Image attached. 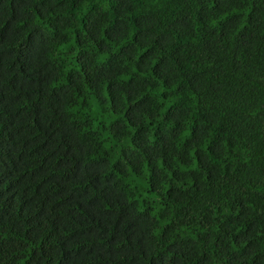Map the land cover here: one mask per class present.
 Masks as SVG:
<instances>
[{"label":"trees","instance_id":"obj_1","mask_svg":"<svg viewBox=\"0 0 264 264\" xmlns=\"http://www.w3.org/2000/svg\"><path fill=\"white\" fill-rule=\"evenodd\" d=\"M48 49L55 66L45 65L41 83L36 66ZM61 76L86 85L103 115L100 89L112 117L123 114L125 134L92 164L79 159L82 145L65 155L66 134L53 133L46 87ZM193 138L207 147L186 171L180 140ZM124 164L129 180L143 185L147 175L145 196L163 193L172 207L165 246H149L142 264H264V0H168L158 9L143 0H0V223L17 238L13 217L30 224L48 249L60 248L67 225L91 244L94 229L107 230L118 251L132 214L102 213L115 200L108 178Z\"/></svg>","mask_w":264,"mask_h":264},{"label":"clouds","instance_id":"obj_2","mask_svg":"<svg viewBox=\"0 0 264 264\" xmlns=\"http://www.w3.org/2000/svg\"><path fill=\"white\" fill-rule=\"evenodd\" d=\"M143 2L158 9L161 5L167 3L168 0H143ZM244 2L245 0H240L241 4ZM250 10L251 5H249L248 11ZM247 14V11H245V20L247 19ZM228 16L229 13L226 12L224 16L214 22L213 27L215 23H219ZM244 27L245 25L241 24V28ZM13 46H18V44L14 43ZM113 46L119 50V45ZM61 51L67 54V49H61ZM74 54V52L71 53V55ZM50 61L53 62L52 66L54 67L55 58L51 49H48L41 56L36 66L35 75L41 77V83L45 82L43 73L47 71L45 65H48ZM46 91L54 95L56 100L55 105L52 107L53 115L50 117V123L54 134L57 133V126H59V134H66L64 135L62 146L63 144H68L69 151L65 155H72L73 145H82L86 150L79 154V159L85 165L92 164L97 160V157L108 154L109 141L112 136L119 138L125 134L119 125V121L123 120V114L121 113L118 117H112L113 105L103 89H100V93L103 95V112L107 113V115H103L100 112L99 106L96 105V97L88 92L86 85L81 91L77 83L74 81L66 82L61 76L54 82L48 81ZM89 101L97 107L95 114L91 112L88 106ZM125 104H127V101H125ZM118 107L119 105H117ZM69 116L72 117L71 120ZM124 127H127V121H124ZM181 135L184 139H188L191 133H181ZM69 137L71 142H69ZM180 143L192 160L191 167L186 171H195L196 155L202 150V147L206 148L207 145L201 146L196 142L195 138L190 139L187 145L183 144V139L180 140ZM117 148L118 145L113 141L111 150L116 151ZM101 149H103V152ZM173 151H176V149L174 148ZM246 156L247 153H242L238 159L243 164H247L248 159L244 158ZM49 162L52 161L49 160ZM114 163H116L115 160L109 163L108 170L104 172V176H108V172L111 171V164ZM146 167L145 165V170ZM112 176L115 177V180L111 177L108 178V191L115 196V200L111 203V207L109 205L104 206L102 214L111 218L120 209H124L132 214L134 221L125 229L127 242L121 239L119 245H117L118 251L113 247L116 245L115 237L112 240H108L107 230L101 235L99 231L94 229L97 243L91 244L79 239V234L74 235L71 225L65 226L64 232L61 233L62 237L66 236L67 238L62 240L60 248L48 249L46 246L47 241H45V247H41L40 238L38 236L36 238L33 237L35 230L31 228L30 224L17 223L15 222V217H13L12 229L20 232L21 236L18 238L10 236L7 224L0 223V264H26L29 256H32V260L28 264H36L37 258H39V264H55V260L59 259L61 255L63 256L61 264H76V262H79V264H99L100 261H104V264H142L140 255L141 253H147L150 250L149 246L162 249L165 246L162 234L165 233V229L171 222L172 212L170 204L167 202L161 203L163 193H161L160 197L153 195L149 198L145 196L147 175L144 174L142 176L145 181L143 185L135 178L129 180L128 177H134V174L128 164H124L119 175L113 172ZM58 183L62 185L65 181H58ZM164 191H167L166 186ZM60 195H62V192ZM164 199L166 201V198ZM145 201H149L150 205L147 210L145 209ZM61 207L60 204H56L52 211L56 212ZM123 218L124 213H121V220ZM53 227H55V224ZM117 230H119V224L117 225ZM25 233H27L26 237ZM10 239L12 242L8 243ZM244 243L246 241L241 243V247H243ZM233 251L238 252V249L234 248ZM144 264H146V261Z\"/></svg>","mask_w":264,"mask_h":264}]
</instances>
